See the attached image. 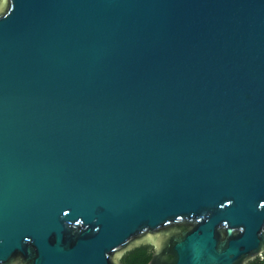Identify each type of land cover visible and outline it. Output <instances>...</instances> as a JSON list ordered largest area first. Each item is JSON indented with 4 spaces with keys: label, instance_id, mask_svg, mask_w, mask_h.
<instances>
[{
    "label": "water",
    "instance_id": "1",
    "mask_svg": "<svg viewBox=\"0 0 264 264\" xmlns=\"http://www.w3.org/2000/svg\"><path fill=\"white\" fill-rule=\"evenodd\" d=\"M264 254V0H0V264Z\"/></svg>",
    "mask_w": 264,
    "mask_h": 264
},
{
    "label": "trees",
    "instance_id": "2",
    "mask_svg": "<svg viewBox=\"0 0 264 264\" xmlns=\"http://www.w3.org/2000/svg\"><path fill=\"white\" fill-rule=\"evenodd\" d=\"M151 254L152 248L150 246H140L125 253L121 258V264H146L150 260ZM248 264H264V255Z\"/></svg>",
    "mask_w": 264,
    "mask_h": 264
},
{
    "label": "flooded vegetation",
    "instance_id": "3",
    "mask_svg": "<svg viewBox=\"0 0 264 264\" xmlns=\"http://www.w3.org/2000/svg\"><path fill=\"white\" fill-rule=\"evenodd\" d=\"M264 255V254H263Z\"/></svg>",
    "mask_w": 264,
    "mask_h": 264
}]
</instances>
